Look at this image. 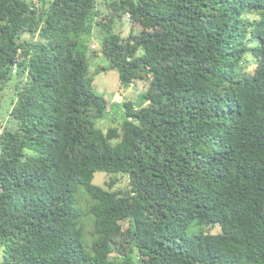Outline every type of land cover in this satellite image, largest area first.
<instances>
[{
	"label": "trees",
	"instance_id": "1",
	"mask_svg": "<svg viewBox=\"0 0 264 264\" xmlns=\"http://www.w3.org/2000/svg\"><path fill=\"white\" fill-rule=\"evenodd\" d=\"M104 10L0 0V108L17 79L14 125H0V264H264V0ZM95 25L96 73L147 80L136 103L95 91L79 42ZM97 171L128 182L95 184Z\"/></svg>",
	"mask_w": 264,
	"mask_h": 264
},
{
	"label": "rangeland",
	"instance_id": "2",
	"mask_svg": "<svg viewBox=\"0 0 264 264\" xmlns=\"http://www.w3.org/2000/svg\"><path fill=\"white\" fill-rule=\"evenodd\" d=\"M28 1V0H27ZM36 6H40L41 0H31ZM97 6L99 11L101 12V15L106 14L107 12L104 10L105 8V1L106 0H96ZM132 24L129 21L128 15H124L121 20H118L115 22V30L120 34V36L125 37L128 32L130 31ZM136 32L138 31V28L136 27ZM30 36L28 34L23 35V38L28 39ZM83 45H80V48L84 50L88 62H89V74L93 77V86L97 93L103 95L108 101H114L117 100L118 93H121L124 96L125 100L130 101H138L137 97L140 92L144 91L147 88L148 81L147 80H136L133 82L132 87L130 88H123L120 86L119 80H118V74L114 69L106 68L104 71H100L99 73H96V69L99 68L101 65L108 66L107 61L103 60V56L100 53L101 48V41H102V34L100 31V28L98 26H94L92 29V33L89 36H81L79 38V42ZM246 59L249 60L250 65L247 67L244 65L242 66V70H246L247 72H250L253 70L255 62L250 54L246 56ZM17 79L12 76L10 78L4 87V95L1 102V110H0V125L1 126H10L12 127L14 123L9 122V111L12 108V105L16 99V85ZM133 102V103H136ZM112 103L108 104V107L111 106ZM115 111H122V107L120 105L114 104L112 106L111 112ZM116 120H112L115 124L118 123L117 117H112ZM110 118H107L105 120L99 119L96 121V124H100L102 129H106L110 124ZM103 120V121H101ZM101 121V122H100ZM100 122V123H99ZM111 177H114L117 179L116 184H114L112 189H117L118 187H124L126 186L128 182V177L126 175L116 174L111 175ZM107 173L102 171H97L94 174L93 182L95 184L105 186V182L109 181L111 178ZM84 203V202H83ZM213 232L218 231V229H213ZM0 258H1V250H0Z\"/></svg>",
	"mask_w": 264,
	"mask_h": 264
},
{
	"label": "water",
	"instance_id": "3",
	"mask_svg": "<svg viewBox=\"0 0 264 264\" xmlns=\"http://www.w3.org/2000/svg\"><path fill=\"white\" fill-rule=\"evenodd\" d=\"M117 98H118L117 100L120 101V99H121V95L118 94V95H117Z\"/></svg>",
	"mask_w": 264,
	"mask_h": 264
},
{
	"label": "clouds",
	"instance_id": "4",
	"mask_svg": "<svg viewBox=\"0 0 264 264\" xmlns=\"http://www.w3.org/2000/svg\"><path fill=\"white\" fill-rule=\"evenodd\" d=\"M251 71H252V70H251ZM251 71H250V72H251ZM118 94H120V93H118ZM120 95H121V94H120Z\"/></svg>",
	"mask_w": 264,
	"mask_h": 264
}]
</instances>
